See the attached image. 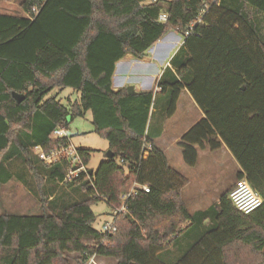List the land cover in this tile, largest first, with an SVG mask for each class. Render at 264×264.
I'll use <instances>...</instances> for the list:
<instances>
[{
  "label": "trees",
  "instance_id": "obj_1",
  "mask_svg": "<svg viewBox=\"0 0 264 264\" xmlns=\"http://www.w3.org/2000/svg\"><path fill=\"white\" fill-rule=\"evenodd\" d=\"M21 8L26 17L0 13V182L20 161L43 214L0 216V264H72V254L116 264H264V203L245 215L228 191L208 211L190 214L189 179L170 166L155 145L161 131L153 135L149 125L159 96L171 118L187 90L205 118L179 142L185 164L194 168L199 151L225 146L241 168L237 181L246 178L264 201V0H24ZM172 31L184 42L158 91L115 92L117 64L144 59ZM66 88L79 99L46 100ZM88 112L114 158L65 182L68 160L47 165L32 150L66 147L69 138L53 134ZM91 152L78 151L84 166ZM132 184L150 192L137 188L127 212L114 215L116 232L103 234L93 206L105 201L115 211ZM59 187L78 199L56 212Z\"/></svg>",
  "mask_w": 264,
  "mask_h": 264
},
{
  "label": "rangeland",
  "instance_id": "obj_2",
  "mask_svg": "<svg viewBox=\"0 0 264 264\" xmlns=\"http://www.w3.org/2000/svg\"><path fill=\"white\" fill-rule=\"evenodd\" d=\"M24 0H0V13L11 16H24L27 15L21 8V3ZM165 3L172 0H163ZM56 98L62 105L68 106L69 100L75 102L79 99V94L72 89H54L47 96L49 98ZM165 96H159V104L155 112L152 110L150 118V129L154 134L164 128L165 122L169 119L167 117ZM190 113L185 119L183 126L193 124L198 118V111L191 106ZM64 128H60L62 130ZM65 136L76 150H89L91 152V160L86 166L88 170L96 171L99 166L108 161L107 153L110 151L109 142L101 138L94 131L92 122V114L88 112L84 117L68 119V124L65 127ZM58 131V132H59ZM177 131V130H175ZM170 130V133H173ZM58 133L53 134V138L58 136ZM156 140V139H155ZM41 150L33 148L34 155L39 157ZM205 152L199 151V164L196 168L188 167L184 164L189 185L184 192L183 199L188 207L190 214L204 213L208 211L214 204H217L220 198L228 191H232L237 182L238 166L229 156L223 154L224 167L213 168L205 164ZM180 170V169H179ZM11 174L10 179L6 184L0 182V216L4 213L13 215L24 216H39L43 214L41 211V203L37 195L36 184L29 172L24 170V166L20 161H13L9 168ZM53 187L52 184H47V188ZM134 188V184L128 187L126 194L130 193ZM57 190V189H56ZM69 191V190H68ZM67 191V193H68ZM56 197H60V202L56 208V212H61L65 202H71L78 199L76 194H64L59 187L56 192ZM53 196V198L56 199ZM93 211L96 215V222L94 227L101 230L103 225L112 222L115 211L110 207L107 202L100 201L93 206ZM50 213V212H49ZM201 230V225L199 227ZM193 230V229H192ZM193 235L195 232H191ZM187 239H181L177 245H183ZM72 264H86V260L78 254L68 255ZM99 264H116L114 259L98 258Z\"/></svg>",
  "mask_w": 264,
  "mask_h": 264
},
{
  "label": "crops",
  "instance_id": "obj_3",
  "mask_svg": "<svg viewBox=\"0 0 264 264\" xmlns=\"http://www.w3.org/2000/svg\"><path fill=\"white\" fill-rule=\"evenodd\" d=\"M183 42V36L176 31H172L160 42H158L148 52L147 56L144 59L138 60L129 55L121 60L116 66V71L112 80L113 90L115 92H118L123 89H128V87H134L136 94L145 92H157L158 83L162 77L164 70L168 67H171V59L181 48ZM191 106H194V108L198 111V118L193 124L183 126L185 119L190 113L189 108ZM203 118H205L204 113L195 104L190 93L187 90H184L180 96L175 115L165 122L164 128L161 130V133L155 140V145L165 152L170 166L180 172L186 178L187 175L184 167L185 162L183 151L179 147V142L183 135L186 134L196 123H198ZM170 130H173L174 132L170 133ZM204 152L205 164L207 166L211 168H213V166L217 168H223V154H225L226 156L231 157L237 164L238 173L241 171L240 166L225 146H223L219 151L216 152H212L210 150H204ZM198 164L196 165V167L198 166ZM185 190L183 191V194Z\"/></svg>",
  "mask_w": 264,
  "mask_h": 264
},
{
  "label": "built area",
  "instance_id": "obj_4",
  "mask_svg": "<svg viewBox=\"0 0 264 264\" xmlns=\"http://www.w3.org/2000/svg\"><path fill=\"white\" fill-rule=\"evenodd\" d=\"M159 20L163 23H166L168 21V18L166 15H161ZM192 31L193 29L191 28V30L187 32L186 36L190 35ZM58 131V134L55 136L66 137L64 129L60 130L59 132ZM38 149L41 150L39 153L40 160L47 165L58 163L63 159L68 160L71 163L73 169L70 170L65 179V182H69L74 177H77L81 172L87 171L86 166L83 165V162L79 156L78 150L74 148L70 141L66 147H63L50 154L43 152L40 147H38ZM150 151L151 146L145 145L143 152ZM137 188H141L147 193L150 192V188L148 186H139L138 184H134L133 190L122 197V205L120 208L115 209V214L127 212V200L131 197V195L135 193ZM229 198L236 209L245 215L252 214L256 210L261 208L264 203L261 195L253 189L246 178L240 179L236 182L235 187L230 192ZM116 230L117 228L114 218L112 222L105 223L101 229L102 233L106 235L114 233L116 232ZM98 258L99 257L95 254L86 260V264H99Z\"/></svg>",
  "mask_w": 264,
  "mask_h": 264
},
{
  "label": "water",
  "instance_id": "obj_5",
  "mask_svg": "<svg viewBox=\"0 0 264 264\" xmlns=\"http://www.w3.org/2000/svg\"><path fill=\"white\" fill-rule=\"evenodd\" d=\"M127 90L129 92V94H131V95H135L136 94L134 87H128ZM13 96L17 100L18 103H22L24 101V99H25V97L23 95L13 94ZM107 157H108V159H113L114 158L113 152L112 151H109L107 153ZM93 173H94V171L91 170L90 171V174L92 175Z\"/></svg>",
  "mask_w": 264,
  "mask_h": 264
}]
</instances>
